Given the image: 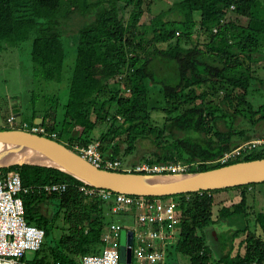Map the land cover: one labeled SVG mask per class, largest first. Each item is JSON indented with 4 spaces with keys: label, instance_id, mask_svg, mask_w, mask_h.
I'll use <instances>...</instances> for the list:
<instances>
[{
    "label": "trees",
    "instance_id": "1",
    "mask_svg": "<svg viewBox=\"0 0 264 264\" xmlns=\"http://www.w3.org/2000/svg\"><path fill=\"white\" fill-rule=\"evenodd\" d=\"M259 1L264 0H179L140 23L143 0H0V53L2 42L32 38V62L45 80L59 83L65 60L63 26L73 15H94L78 30L62 122L57 125L56 112L45 110L41 126L73 152L98 140L106 158L119 160V152L128 154L147 141V155L132 167L143 162L188 164L184 173L205 172L264 159L259 148L220 162L246 144L240 141L249 130L236 129L241 120H247L254 133L255 127L264 126V81L256 75L264 60V19L258 13L264 5ZM153 88L161 98L150 108V93L157 95ZM254 98L261 101L255 104ZM153 111L160 113V124L152 118ZM36 114L33 108L28 125H34ZM97 129L102 132L95 139ZM10 171L25 187H68L60 195L35 191L22 196L27 222L44 231L31 264H77L81 257L101 252L103 230L116 222L107 216V204L81 194L84 184L62 171L23 165L0 169V177ZM256 185L146 198L177 204L179 234L167 246L168 257L175 261L184 256L189 264H264V213L252 221L255 232L249 221L241 228L232 220L240 214L249 217L247 191ZM232 192L238 196L231 198L239 201L224 206L215 220L214 197ZM227 220L233 234L224 239L221 256L215 258L207 233ZM58 221L61 236L55 239Z\"/></svg>",
    "mask_w": 264,
    "mask_h": 264
},
{
    "label": "built area",
    "instance_id": "2",
    "mask_svg": "<svg viewBox=\"0 0 264 264\" xmlns=\"http://www.w3.org/2000/svg\"><path fill=\"white\" fill-rule=\"evenodd\" d=\"M178 35V33H177ZM8 124H17L14 117L7 119ZM19 128L8 130L25 131L33 135L55 140L56 133L48 132L40 125L30 126L19 123ZM264 149V137L253 140L225 155L220 162L225 163L246 150ZM83 159L98 169L113 172L166 175L185 172V166L154 165L141 163L131 168H124L119 160L106 158L101 152V142L95 140L84 148H74ZM68 187L65 183L23 186L20 176L13 172L0 177V264H31L27 252L35 254L41 247L44 231L30 225L25 218V207L22 196L30 192L44 194H63ZM79 192L86 197L96 198L107 204V216H132L134 226L129 231L133 234L131 264H165L168 258L167 246L179 234L177 231L178 216L176 202L172 199L153 201L145 197H134L95 189L86 185L79 187ZM123 230L121 223H109L103 230L101 242L103 249L95 255L81 257L77 264H120L119 243ZM136 243V247H135ZM259 264V263H254Z\"/></svg>",
    "mask_w": 264,
    "mask_h": 264
},
{
    "label": "rangeland",
    "instance_id": "3",
    "mask_svg": "<svg viewBox=\"0 0 264 264\" xmlns=\"http://www.w3.org/2000/svg\"><path fill=\"white\" fill-rule=\"evenodd\" d=\"M99 0H88L89 3H94ZM104 1V0H103ZM179 0H143L142 8L144 9V14L140 20V23H148L150 16L157 15L158 13L169 9L175 2ZM263 4L264 1H259V5ZM258 5V6H259ZM147 8L149 11H147ZM128 10L126 11V17L128 16ZM151 13L148 14V13ZM259 17L264 19V9L260 10ZM94 20V15L82 16L80 14L73 15L70 17L66 26L64 27V50H65V60L63 63V71L61 81L59 83L54 81H47L42 77V70L31 60V49H32V38L23 40L22 42H2L1 46L3 50L0 53V128L12 129L19 128V124H8L7 119L13 114L19 112L23 116L24 123H30V116H26L31 113V108L36 110H50L56 112V118L61 119L63 113V105L68 100V86L72 78L73 70L76 63V46L78 43V30ZM257 76L264 81V60L258 64ZM257 88L261 89L260 85ZM152 90V89H151ZM150 93L149 107L153 108V103L157 102V97L160 99L161 96L158 94V90L153 88ZM261 100L259 98H254L255 104H258ZM161 107V104H158ZM156 104V107H158ZM152 118L159 124L162 122V117L160 113L153 111ZM122 120H119L115 126L121 124ZM59 125V124H58ZM237 130L248 131L245 137L240 141V144L248 143L259 139L264 136V126L260 128L259 126L254 129L258 132L254 133L253 128L249 125L247 120H241L236 126ZM251 129V130H250ZM149 142L145 141L138 145L137 150H133L128 154L119 152V161L124 168H133L131 165L137 164L142 157H145L149 151ZM144 163V162H143ZM188 167V164H181ZM136 166V165H135ZM134 166V167H135ZM249 194V205L252 208L249 209V217L244 219L243 215L240 214L239 217H234L232 220L240 225L241 228L244 227L246 221L251 224L250 231L254 230V221L256 212L264 213V187L255 186L252 189H248ZM227 194V193H225ZM238 196L237 192L228 193L225 197H219L216 195L214 197L215 206L213 207V217L215 220L219 219V212L224 206H230L236 204L239 199L238 197L231 198L234 195ZM232 200H231V199ZM168 200V199H167ZM225 201V202H224ZM252 212V214H251ZM55 213V212H54ZM231 220L220 221L216 223L212 228L215 230V234H219L222 241H218V244H214L216 251L222 250L224 239L227 240L231 238L233 234V228L229 227ZM253 221V222H252ZM62 221L56 223V227L53 232V238L58 239L61 236ZM253 223V224H252ZM123 230L121 232V238L119 246L124 245L126 240V231L129 224L121 223ZM126 229V230H125ZM236 229V228H235ZM209 236L214 234L212 231L207 233ZM229 236V237H225ZM235 238L234 240H236ZM237 242V241H235ZM136 247V243H135ZM220 253V252H218ZM34 254L32 252H27L25 257L27 260L32 259ZM180 264H189V259L184 256H179ZM167 260V259H166ZM135 262L132 260V263ZM120 264H122L120 262Z\"/></svg>",
    "mask_w": 264,
    "mask_h": 264
},
{
    "label": "water",
    "instance_id": "4",
    "mask_svg": "<svg viewBox=\"0 0 264 264\" xmlns=\"http://www.w3.org/2000/svg\"><path fill=\"white\" fill-rule=\"evenodd\" d=\"M14 118L19 124V115ZM0 146L14 149L8 156L16 155L21 150L43 156L52 164L44 166L20 163L0 166V169L23 165L53 168L91 188L134 197L165 198L264 183V159L240 162L205 172L140 175L98 169L63 144L25 131H0ZM125 237V244L119 247V261L131 264L132 232H126Z\"/></svg>",
    "mask_w": 264,
    "mask_h": 264
},
{
    "label": "crops",
    "instance_id": "5",
    "mask_svg": "<svg viewBox=\"0 0 264 264\" xmlns=\"http://www.w3.org/2000/svg\"><path fill=\"white\" fill-rule=\"evenodd\" d=\"M71 82V81H70ZM69 85H70V83H69ZM68 88H69V86H68ZM66 104V103H65ZM65 104L63 105V113H62V118L61 119H59V118H56V124L58 125V124H60V122H62V119H63V114H64V106H65ZM32 110H33V108H31V113L30 114H28V115H26V116H30V118H31V114H32ZM36 112H37V114H36V118H35V120H34V123H36V124H38V125H42L43 124V122H44V112H45V110L44 111H41V110H36ZM19 115V118H20V123H24L25 121H23V116H22V114L21 113H19V112H17V113H15V114H13V116H10V117H15V115ZM9 119V118H8ZM18 118H16V120H17ZM40 120H42V122L40 121ZM101 130L100 129H97L96 131H94L93 132V137L96 139V138H99V136H100V134H101ZM119 149H120V151H121V138H119ZM114 143H115V141L113 142V143H111V146H113L114 145ZM256 186H259V188L260 187H264V185L263 184H259V185H256ZM250 189H252V188H250ZM225 195H227V194H220L219 195V197H225ZM258 213H263V212H256V214H258ZM115 218V217H114ZM116 222H118V223H126V224H129V226H128V228L129 229H127V231L126 232H128L131 228H133V226H134V222H135V220H134V217H132V216H127V217H125V216H121V217H116ZM126 230V229H125ZM213 234H214V237H212L213 235H211V236H207V242H208V244L212 247L211 249H213V251H214V255H215V253H216V255H215V258H217V257H219V256H221V250H219L218 249V252H220V253H218L217 251H216V248H214V244H218V241L220 240H218V234L216 233L215 234V232H212ZM120 238H121V235H120ZM220 242V241H219ZM173 259V258H172ZM172 259H171V257H168L167 258V260L165 261V264H180V259H177V260H175V261H172Z\"/></svg>",
    "mask_w": 264,
    "mask_h": 264
},
{
    "label": "bare ground",
    "instance_id": "6",
    "mask_svg": "<svg viewBox=\"0 0 264 264\" xmlns=\"http://www.w3.org/2000/svg\"><path fill=\"white\" fill-rule=\"evenodd\" d=\"M14 149L0 146V166H10L13 164L30 163L35 165L52 166L43 156L32 155L18 150L16 155L8 156Z\"/></svg>",
    "mask_w": 264,
    "mask_h": 264
}]
</instances>
